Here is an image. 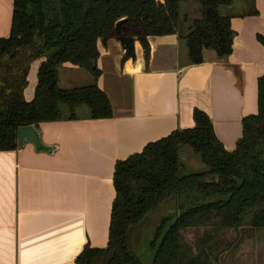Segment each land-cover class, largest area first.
Listing matches in <instances>:
<instances>
[{"label":"trees","instance_id":"16d2710c","mask_svg":"<svg viewBox=\"0 0 264 264\" xmlns=\"http://www.w3.org/2000/svg\"><path fill=\"white\" fill-rule=\"evenodd\" d=\"M183 2L200 8V17L189 20L185 33L179 28ZM233 3L13 0L10 33L0 38V152L18 148L20 126L77 119L76 110L83 106L89 119L112 116L110 100L96 83L101 74L98 42L113 34L118 20L126 19L121 26L124 35L178 33L188 63L199 64L204 49L222 58L231 53V17L222 15L220 8ZM183 20L188 21L184 16ZM258 40L264 46V37ZM63 63L85 70L93 83L60 88L58 68ZM29 83L31 94L24 97ZM192 118L193 127L176 129L115 164L107 245L85 246L75 264H144V256L145 264H220L228 232L264 229V75L257 80V112L241 120V137L232 151L217 139L208 115L194 109ZM183 146L199 158L203 171L183 174ZM162 207L167 211L151 238L142 250L134 248L132 236L140 234L147 216ZM188 232L191 241L186 239Z\"/></svg>","mask_w":264,"mask_h":264},{"label":"crops","instance_id":"0c3cea01","mask_svg":"<svg viewBox=\"0 0 264 264\" xmlns=\"http://www.w3.org/2000/svg\"><path fill=\"white\" fill-rule=\"evenodd\" d=\"M12 1L0 0V38L10 33ZM250 4L254 8L248 10ZM227 7L230 12L222 15L231 17L233 30L228 56L204 49L203 61L189 64L178 33L147 36L148 68L136 42V61L127 60L120 69V45L108 40L105 48L99 40L96 83L110 100L112 116L89 119L85 113L41 122L36 127L48 151L25 143L0 152V264H75L85 246L106 247L115 164L176 129L193 127L194 109L208 115L226 151L235 148L241 120L257 112L264 0H234ZM195 13L190 19L200 17L198 8ZM102 58H109L113 83L103 81ZM33 75L31 70L32 84Z\"/></svg>","mask_w":264,"mask_h":264},{"label":"rangeland","instance_id":"374dc122","mask_svg":"<svg viewBox=\"0 0 264 264\" xmlns=\"http://www.w3.org/2000/svg\"><path fill=\"white\" fill-rule=\"evenodd\" d=\"M191 2H183L180 5L179 14L181 19V24L179 28L182 33L186 32V27L190 24V17L195 16V11H199L200 8L197 3V8H193L190 5ZM254 8L252 4L249 5L248 10ZM226 9V10H224ZM228 11L227 6H222L220 8V13L224 14V12ZM183 16L187 17L188 21L183 20ZM179 29V30H180ZM103 60L99 63L100 67L104 70L103 72V81L107 83H113L115 79H113L111 74V66L109 58H102ZM58 76H59V86L62 89H70L79 86H85L93 83L92 76L86 72L85 70L71 65L69 63H63L58 68ZM123 90L126 91V85H123ZM117 90H120L119 88ZM125 95V94H124ZM77 116L81 114H85L88 112L87 107L83 106L76 110ZM179 157L186 167V170L183 174L190 173H199L204 170V165L200 162L199 158L186 146L179 148ZM167 211L166 207L159 208L153 212H151L142 227L141 233L134 234L131 238V243L134 248H138L142 250V245L146 241H148L157 226L159 225V221L162 213ZM193 238L192 234L188 232L186 235V239L191 241ZM222 254L219 257L220 264H264V229H241L236 232H228L226 235V245L224 247ZM144 252V250H143ZM144 264L147 262V258L144 256L142 259Z\"/></svg>","mask_w":264,"mask_h":264},{"label":"water","instance_id":"95a60500","mask_svg":"<svg viewBox=\"0 0 264 264\" xmlns=\"http://www.w3.org/2000/svg\"><path fill=\"white\" fill-rule=\"evenodd\" d=\"M126 19L122 18L118 20L113 29V34L105 36L100 39L102 45L106 48L108 40H114L117 42L123 53L119 60L120 69L123 68L124 63L127 60L135 62L137 54L135 50V43L140 45L142 50V59L144 62V68H148V62L150 57V45L148 42L147 35L136 34V35H124L121 33V26L125 23ZM25 143L31 144L36 152H46L48 148L44 147L40 141V135L37 127L34 125L20 126L17 131V147H22ZM143 252V251H141Z\"/></svg>","mask_w":264,"mask_h":264}]
</instances>
